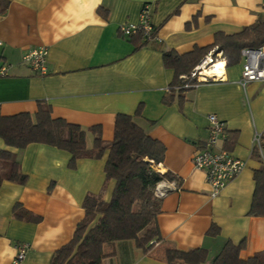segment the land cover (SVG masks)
<instances>
[{"label":"crops","instance_id":"1","mask_svg":"<svg viewBox=\"0 0 264 264\" xmlns=\"http://www.w3.org/2000/svg\"><path fill=\"white\" fill-rule=\"evenodd\" d=\"M146 5L157 40L135 50L119 27L137 23ZM259 19L264 20V0H8L0 14V67H7L0 77V118L34 115L43 103L52 119L86 130L90 150L88 129L99 126L109 144L115 118L124 114L165 148L154 169L175 180L154 190L161 200L159 240L146 253L133 241L106 244L102 264H169L168 249L205 250L201 264H213L227 242L242 244L243 260L264 251V208L251 214L254 173L264 169V83L241 88L240 59L226 66L222 80L190 88L182 98L174 95L165 105L174 72L162 61L163 52L184 55L209 47L216 34H237ZM40 48L47 52L43 75L23 63L26 54ZM211 114L226 125L228 137L219 146L245 163L215 198L204 173L192 165L193 154L208 138ZM1 151L16 154L27 181L0 186V264H12L20 244L28 246L20 264H51L83 220L85 197L110 201L115 182L105 179L108 151L99 160L78 159L73 169L71 155L54 147L31 144L17 150L0 138ZM15 205L40 221L16 219Z\"/></svg>","mask_w":264,"mask_h":264},{"label":"trees","instance_id":"2","mask_svg":"<svg viewBox=\"0 0 264 264\" xmlns=\"http://www.w3.org/2000/svg\"><path fill=\"white\" fill-rule=\"evenodd\" d=\"M7 5L8 0H0V14ZM129 38L135 50L149 43L142 34ZM261 46H264V20L259 19L237 34H216L214 43L209 47L195 48L184 55L172 50L163 52V66L174 72L169 94L163 103L169 105L174 95L182 98V94L190 89L183 88V85L194 82L183 83L179 77L189 75L209 52L222 53L226 65L231 67L239 63L241 50ZM50 113L49 106L38 103L34 115L23 113L1 117L0 138L7 147L17 150L31 144H42L65 151L71 155V169L75 168L78 159L99 160L108 151L105 179L115 182L109 202L100 201L93 195L85 197L82 203L83 220L77 225L72 240L55 253L51 264H102V260L108 256L103 253V246L115 242L133 241L137 249L146 253L151 248L150 243L160 238L156 218L161 212V200L155 197L154 190L163 181L175 180L169 172L161 175L154 169V165L164 159L163 145L147 136L131 116L118 114L114 121L112 141L105 144L101 139V128L91 127L88 132L93 135V145L92 149L87 150V131L64 120H54ZM135 115H140V108ZM256 152L254 149L253 153ZM254 179L256 188L251 214H257L261 211L259 208H264V169L255 172ZM3 181L18 185H24L27 181V176L21 173L16 154L7 151L0 152V186ZM13 216L32 223L40 221V218L25 212L19 205H15ZM210 233L216 234L217 229L212 228ZM242 247V244L235 246L227 242L213 264H264V251L243 260L239 256ZM206 257V251L201 249L189 252L168 249L164 253L165 261L169 264H201Z\"/></svg>","mask_w":264,"mask_h":264},{"label":"built area","instance_id":"3","mask_svg":"<svg viewBox=\"0 0 264 264\" xmlns=\"http://www.w3.org/2000/svg\"><path fill=\"white\" fill-rule=\"evenodd\" d=\"M119 32L123 37L142 34L149 42L157 40V34H155V29L150 21V7L148 5L144 6L138 22L121 25ZM46 53V50L43 48L32 50L23 57V63L29 66L34 73L43 75L46 73ZM241 59L242 66L239 81L241 88L245 89L247 84L254 82L264 83V46L241 50ZM220 63H223L221 76L224 77L227 65L222 57V53H216L214 50L209 52L191 70L189 75L179 77L183 83L185 81L194 82L192 85L184 84L183 88H193L203 83L218 80V77H213L207 73L215 70L216 66ZM6 71V66L0 67V77H4ZM207 120L208 138L193 154L192 165L195 170L204 173L205 181L210 188V196L215 198L231 181L240 175L245 167V163L219 146L228 137L225 123L212 114L207 116ZM260 141L261 136L255 135L254 143L259 145ZM152 243L154 242L150 244ZM27 250V245H18L17 254L12 264L22 263Z\"/></svg>","mask_w":264,"mask_h":264},{"label":"bare ground","instance_id":"4","mask_svg":"<svg viewBox=\"0 0 264 264\" xmlns=\"http://www.w3.org/2000/svg\"><path fill=\"white\" fill-rule=\"evenodd\" d=\"M222 67H223V63H220L216 66L215 70H211L210 72H208L207 74L212 75L213 77H218V80H222L223 76H221L222 74Z\"/></svg>","mask_w":264,"mask_h":264}]
</instances>
